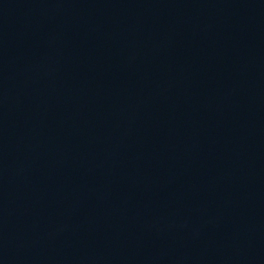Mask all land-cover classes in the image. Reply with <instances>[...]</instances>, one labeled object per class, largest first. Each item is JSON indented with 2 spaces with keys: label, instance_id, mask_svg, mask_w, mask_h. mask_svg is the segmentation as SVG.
<instances>
[{
  "label": "water",
  "instance_id": "1",
  "mask_svg": "<svg viewBox=\"0 0 264 264\" xmlns=\"http://www.w3.org/2000/svg\"><path fill=\"white\" fill-rule=\"evenodd\" d=\"M252 1L260 2V3H264V0H252Z\"/></svg>",
  "mask_w": 264,
  "mask_h": 264
}]
</instances>
